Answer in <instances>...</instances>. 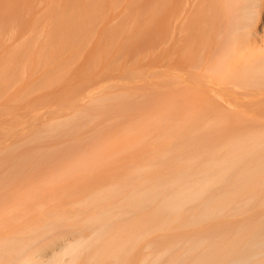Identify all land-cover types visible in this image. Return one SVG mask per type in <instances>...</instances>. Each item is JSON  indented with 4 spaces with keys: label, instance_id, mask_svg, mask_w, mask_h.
<instances>
[{
    "label": "bare ground",
    "instance_id": "1",
    "mask_svg": "<svg viewBox=\"0 0 264 264\" xmlns=\"http://www.w3.org/2000/svg\"><path fill=\"white\" fill-rule=\"evenodd\" d=\"M160 11L161 91L184 107L182 119L145 121L148 140L125 144L143 157L82 195L64 192L75 198L53 207L41 189L10 210L0 229L31 209L42 217L0 231V264H264V118L223 109L264 105V0H160ZM56 14L36 34L84 38L96 21ZM130 95H91L80 118L50 126L55 141L41 132L4 152L0 199L30 179L50 186L49 161L84 154L112 118L136 116L140 101ZM85 162L69 172L92 167Z\"/></svg>",
    "mask_w": 264,
    "mask_h": 264
},
{
    "label": "rangeland",
    "instance_id": "2",
    "mask_svg": "<svg viewBox=\"0 0 264 264\" xmlns=\"http://www.w3.org/2000/svg\"><path fill=\"white\" fill-rule=\"evenodd\" d=\"M53 14L92 15L96 21L88 26L84 38L36 34ZM161 80L160 0H0V165L4 152L34 142L41 132L47 134L46 140L55 141L50 126L71 119L76 112L80 118L91 95L123 91L137 95L134 99L140 101L130 112L136 116L123 121L119 115V120L112 118L113 125L99 141L88 144L86 154L72 152L59 163L49 161L51 167L44 176L49 177L50 186L29 183L30 179L12 198H1L0 220L37 190L44 189L40 197L49 198L53 206L58 200L75 198L64 192L82 195L85 188L124 172L128 159L142 158L141 151H128L125 144H139L141 136L148 140L145 121L158 122L155 126L159 127L163 117L178 122L183 116L181 110L186 111L165 101ZM38 98L41 100L33 103ZM218 109L195 106L192 110ZM223 109L238 113L236 119L264 118V105L230 104ZM90 157L92 167L69 172L73 165H83ZM27 213L30 216H18L0 231L25 228L42 217L36 209Z\"/></svg>",
    "mask_w": 264,
    "mask_h": 264
}]
</instances>
